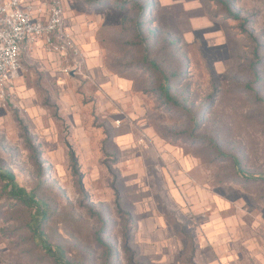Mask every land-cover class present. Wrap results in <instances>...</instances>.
Here are the masks:
<instances>
[{"label":"rangeland","instance_id":"obj_1","mask_svg":"<svg viewBox=\"0 0 264 264\" xmlns=\"http://www.w3.org/2000/svg\"><path fill=\"white\" fill-rule=\"evenodd\" d=\"M24 1L63 27L5 88L0 172L47 217L0 178V264H264V0Z\"/></svg>","mask_w":264,"mask_h":264},{"label":"built area","instance_id":"obj_2","mask_svg":"<svg viewBox=\"0 0 264 264\" xmlns=\"http://www.w3.org/2000/svg\"><path fill=\"white\" fill-rule=\"evenodd\" d=\"M62 27L63 11L57 3L43 15L24 0H0V105L7 84L19 74L24 45L42 39L51 43Z\"/></svg>","mask_w":264,"mask_h":264},{"label":"trees","instance_id":"obj_3","mask_svg":"<svg viewBox=\"0 0 264 264\" xmlns=\"http://www.w3.org/2000/svg\"><path fill=\"white\" fill-rule=\"evenodd\" d=\"M217 7L221 8L227 15L228 19H231L233 21H242L241 15L239 12H236L233 7V3L230 0H214ZM167 79L164 78L163 84H161L156 91H160L163 95L164 99L167 102H175V99L172 97L170 93V87L167 84ZM70 158L74 165V167L77 166V158L75 156V153L71 150L70 151ZM234 165L237 170L241 169V164L237 159H234ZM239 174V173H238ZM241 175V174H240ZM0 178L7 182V187L10 189L9 195L15 200H18L19 202L23 203L26 206L29 207H35L37 209L41 210L42 219L44 220L47 217V211L45 208L40 206V203L35 200L34 197H29V195L26 193L25 189L21 188L18 183L16 182V178L13 173L11 172H0ZM35 233L37 236H40L41 239H43V234L39 232V230H35ZM49 249V248H47ZM58 260V259H57Z\"/></svg>","mask_w":264,"mask_h":264}]
</instances>
